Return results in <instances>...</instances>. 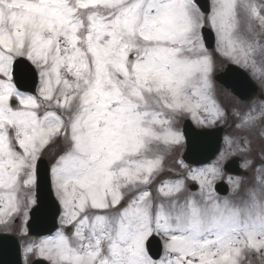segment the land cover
<instances>
[{
    "label": "snow or ice",
    "instance_id": "snow-or-ice-1",
    "mask_svg": "<svg viewBox=\"0 0 264 264\" xmlns=\"http://www.w3.org/2000/svg\"><path fill=\"white\" fill-rule=\"evenodd\" d=\"M218 58L259 95L221 99ZM181 118L234 131L173 171ZM49 151L58 226L26 239ZM17 220L24 264H264V0H0V227Z\"/></svg>",
    "mask_w": 264,
    "mask_h": 264
},
{
    "label": "water",
    "instance_id": "water-1",
    "mask_svg": "<svg viewBox=\"0 0 264 264\" xmlns=\"http://www.w3.org/2000/svg\"><path fill=\"white\" fill-rule=\"evenodd\" d=\"M199 3L206 5L205 0H199ZM205 33L207 35L208 30H205ZM215 78L241 99L252 96L256 91V87L245 80L242 70L232 65H228L226 70L217 74ZM18 82L22 89L27 90L33 87L30 73H21L18 76ZM233 89H235V92ZM183 124L184 144H186L183 159L196 165L211 159L218 150L221 129L196 130L188 120ZM46 169V162L42 160L40 163V206L31 212L30 220L27 224L29 234H45L56 227L54 211L50 205V197L44 180ZM225 169L234 174H243V171L238 167L236 158L230 160ZM218 188L221 193L225 192V186L219 185ZM16 244L17 242L12 236L0 235V264H20L19 250ZM155 245L156 241L153 240L151 246L154 251Z\"/></svg>",
    "mask_w": 264,
    "mask_h": 264
},
{
    "label": "rangeland",
    "instance_id": "rangeland-1",
    "mask_svg": "<svg viewBox=\"0 0 264 264\" xmlns=\"http://www.w3.org/2000/svg\"><path fill=\"white\" fill-rule=\"evenodd\" d=\"M227 63L226 60H223V59H220L218 58L217 61H216V66H215V72L216 73L217 71H220ZM214 84L216 86V90H217V94L218 96H220L221 99H230L232 100L234 103H239V104H243L245 102L243 101H240L239 99H237L234 95H232L229 91H227L226 89H224L222 86L218 85L215 81H214ZM258 93H260V89L258 87ZM183 119L185 118H181L177 121V124H176V128L178 130H181V123L183 121ZM191 122L194 124V126L200 128V126L196 125L195 122H193L191 120ZM230 123H226L223 125L224 127V134H223V137L230 133V132H233L234 130L230 127ZM219 125V124H218ZM184 142H182L180 145L176 146L168 155H167V158L165 160V167L166 168H170L172 169L173 171L175 170H178L179 167H180V162H181V153L183 151V147H184ZM255 146V145H254ZM44 157L47 159L48 163L50 164L51 162V152H46L44 154ZM240 158V157H239ZM241 159V163H242V158ZM184 164V163H183ZM186 165V164H185ZM168 175H170L171 173H167ZM251 171L248 172V179H251ZM229 175L225 174L224 178L222 180L225 181V183H227V177ZM228 193V192H227ZM0 230H4V231H7L9 233H12V235L14 234L15 236L18 237V239H20V242H21V246L23 244V240L21 239V235L20 233L22 231H24V225L22 224V222L20 220H17L14 224H12L7 230H5L3 227H0ZM26 239H28V237H25ZM30 238V237H29ZM23 251V249H22ZM24 255V254H23ZM33 257H30V259H32ZM254 264H258V261H254Z\"/></svg>",
    "mask_w": 264,
    "mask_h": 264
}]
</instances>
